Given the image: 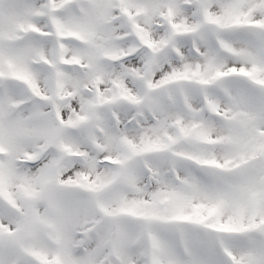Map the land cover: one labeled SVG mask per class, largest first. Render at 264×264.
Segmentation results:
<instances>
[{
  "label": "snow or ice",
  "instance_id": "6c2138e0",
  "mask_svg": "<svg viewBox=\"0 0 264 264\" xmlns=\"http://www.w3.org/2000/svg\"><path fill=\"white\" fill-rule=\"evenodd\" d=\"M0 264H264V0H0Z\"/></svg>",
  "mask_w": 264,
  "mask_h": 264
}]
</instances>
